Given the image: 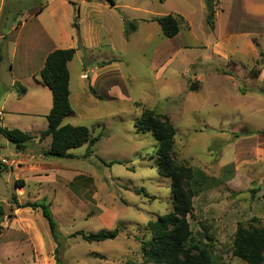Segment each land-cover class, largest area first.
<instances>
[{
  "label": "rangeland",
  "instance_id": "1",
  "mask_svg": "<svg viewBox=\"0 0 264 264\" xmlns=\"http://www.w3.org/2000/svg\"><path fill=\"white\" fill-rule=\"evenodd\" d=\"M114 1L116 8L101 12L89 33L92 49L83 50L87 66H109L103 73L108 76L96 85L84 82V101H75V114L62 124L87 127L92 137L100 136L92 153L85 156L84 145L70 151L72 159L49 157L51 138L32 137L48 127L46 119L23 114L12 122L8 116L0 120L1 128L32 137L18 152L0 134V264L146 262L142 243L151 239L149 223L174 209L171 180L158 173L157 140L137 126L147 109L171 120L179 164L225 182L194 198L189 218L193 244L207 249L216 264H247L232 255L233 241L238 223L252 220L256 193L247 181H234V164H242L243 175L264 171V164L245 165L258 136L264 135V112L256 110L255 89L243 80L259 69L252 63L261 51L237 55L245 71L239 72L241 78L232 61L202 60L212 55L204 47L226 30L257 26L264 32V0H218L215 33L206 27L205 0ZM170 14L184 19L173 39L151 22ZM260 38L264 52V35ZM14 94L17 100V90ZM36 98L30 94L24 102ZM141 190L148 196L137 194ZM37 202L50 205L56 237L39 209L19 208ZM115 229L119 236L105 242L89 243L76 235Z\"/></svg>",
  "mask_w": 264,
  "mask_h": 264
},
{
  "label": "trees",
  "instance_id": "2",
  "mask_svg": "<svg viewBox=\"0 0 264 264\" xmlns=\"http://www.w3.org/2000/svg\"><path fill=\"white\" fill-rule=\"evenodd\" d=\"M111 7H115L114 0H100ZM165 2V0H160ZM218 0H205L206 27L209 31L215 29V16ZM181 16L165 15L155 18L160 25L163 35L173 39L181 29ZM127 22V21H126ZM131 30H136L134 23H129ZM79 41V49L84 50L79 35L77 20L73 24ZM76 49L56 50L48 55L44 68L40 73V82L48 87L52 93L53 107L46 117L48 128L40 134V140L51 137L52 142L46 155L59 159H72L71 150L87 145V153L100 140V136L92 137V130L87 127L62 125L63 121L74 114L70 102V73L68 64L74 59ZM264 61V54H260ZM3 49L0 44V63L3 61ZM259 71L255 72L258 74ZM18 95L26 93L24 87L15 84ZM191 89H196L194 86ZM92 93H95L91 89ZM137 126L140 131L150 130L157 140L158 173L171 180V190L174 196V209L169 214L160 216L150 222L148 231L151 239L142 243V252L146 259L144 264H216L209 251L193 244L192 230L189 218L194 210V198L201 192L218 187L223 182L220 179L209 177L205 172L179 164L175 158L176 129L169 117L156 114L154 110H145ZM2 134L13 143L18 152H23L31 135L18 129L9 130L0 127ZM121 164V162H119ZM255 192V191H253ZM137 194L148 196L143 190ZM19 208L39 209L43 218L48 222L51 234L57 236V223L45 202L26 203ZM120 231H100L86 234L78 232L86 242H105L114 240ZM232 255L247 264H264V226L260 219L252 218L248 224L239 223L233 241Z\"/></svg>",
  "mask_w": 264,
  "mask_h": 264
},
{
  "label": "crops",
  "instance_id": "3",
  "mask_svg": "<svg viewBox=\"0 0 264 264\" xmlns=\"http://www.w3.org/2000/svg\"><path fill=\"white\" fill-rule=\"evenodd\" d=\"M36 4L37 6H35ZM111 8H116V6L111 7L100 0H0V44L4 55V59L0 63V120L8 116V120L12 122V118L23 114L42 116L47 120L46 117L53 107V98L50 89L40 82V73L48 55L56 50L76 49L74 59L68 64L72 108L75 101H84L86 93L84 82L90 81L91 86L92 84L96 85L105 77L107 78L108 75L103 73H106L104 69L109 66L89 68L88 64L84 62L83 50L79 49V41L73 24L77 20L84 49H92L93 45L89 33L95 29L98 15L100 16L101 12L105 13ZM216 8L218 9V5ZM219 11H216L215 29L211 33H215L217 30L216 18ZM155 18L151 22H156ZM91 19L94 24L91 23ZM84 20L88 23L86 28H82ZM256 27L252 31L226 30L212 46L204 47L211 50L212 55L203 59L202 62L212 63L214 57L217 56L223 63L232 61L237 73L242 72L244 74V69L240 68L242 62L236 59L237 55L246 54L247 51L255 52L257 49H260V54H264L260 44V36L264 35V32L258 31ZM260 54L252 63L260 66L254 71L253 76L243 77L239 73L237 77H243L246 82H251L250 87L255 89L251 98L257 100L256 110L264 112V61H262ZM72 66L75 68L73 75ZM257 71L259 73L255 74ZM84 75H87V78H83ZM73 77L76 83L75 88L72 87ZM195 77L202 80L200 75ZM15 84H19L26 90V93L19 96L17 100L14 99ZM91 89L93 88L90 87L89 90ZM30 94L32 98H37L24 102L28 100ZM76 97L78 100H75ZM23 102L24 104L21 105ZM47 128L38 132L36 137H32H39L38 139H40V134ZM258 137V141L252 148L250 161H246L245 165L251 164L252 167H260L264 164V135ZM50 138L48 137L47 141ZM234 166V181L237 179L239 182L241 181L240 183H245V180L253 185L252 189H254L256 196L253 200L251 218L260 219L264 226V171L256 168V175H251V173L248 175V172L243 175L242 164H234ZM192 168L205 172L200 168ZM223 184L225 182L221 185ZM211 189L203 191L199 195ZM1 242L2 240H0Z\"/></svg>",
  "mask_w": 264,
  "mask_h": 264
},
{
  "label": "built area",
  "instance_id": "4",
  "mask_svg": "<svg viewBox=\"0 0 264 264\" xmlns=\"http://www.w3.org/2000/svg\"><path fill=\"white\" fill-rule=\"evenodd\" d=\"M83 78H87V75H84ZM2 162H3L4 164H8V162H7L6 159H4Z\"/></svg>",
  "mask_w": 264,
  "mask_h": 264
}]
</instances>
